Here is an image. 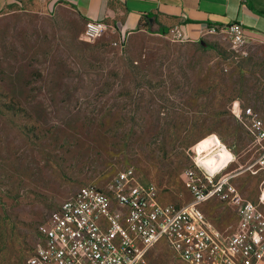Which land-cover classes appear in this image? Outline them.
Masks as SVG:
<instances>
[{
    "label": "rangeland",
    "instance_id": "374dc122",
    "mask_svg": "<svg viewBox=\"0 0 264 264\" xmlns=\"http://www.w3.org/2000/svg\"><path fill=\"white\" fill-rule=\"evenodd\" d=\"M177 31L86 40L81 19L48 0L0 12V264H25L53 209L127 168L162 203L189 202L182 171L202 143L230 151L215 170L214 147L203 159L213 172L232 160L233 182L264 211V174L244 170L257 145L236 116L250 106L264 121V41L233 47L220 32ZM227 210L203 212L222 228ZM145 261L186 264L164 241Z\"/></svg>",
    "mask_w": 264,
    "mask_h": 264
},
{
    "label": "built area",
    "instance_id": "2783aa9c",
    "mask_svg": "<svg viewBox=\"0 0 264 264\" xmlns=\"http://www.w3.org/2000/svg\"><path fill=\"white\" fill-rule=\"evenodd\" d=\"M108 30L113 29L106 22L88 19L83 35L91 40ZM206 32L225 34L233 47L247 42L237 21L209 25ZM236 116L257 145L244 170L264 174V121L250 106ZM197 149L182 171L189 202L160 203L155 183L139 180L131 168L121 170L104 187L81 186L53 209L38 226L26 264H147L146 253L161 241L186 264H264L260 204L233 182L238 168L210 171L203 162L208 149ZM212 198L235 209V231L217 230L207 220L200 206Z\"/></svg>",
    "mask_w": 264,
    "mask_h": 264
},
{
    "label": "crops",
    "instance_id": "0c3cea01",
    "mask_svg": "<svg viewBox=\"0 0 264 264\" xmlns=\"http://www.w3.org/2000/svg\"><path fill=\"white\" fill-rule=\"evenodd\" d=\"M48 1L56 8L73 12L83 23L88 19L104 21L113 29L112 32L122 37L140 31L156 33L160 29L168 31L171 28L178 29L185 36H192L209 25L220 27L237 21L243 26L246 43L264 41V0ZM11 3L12 0H0V12ZM231 162L232 160L221 170L226 171ZM158 201L162 203L159 194ZM215 202L222 203L228 209L231 220L222 228L213 227L220 231H235L238 215L232 206L212 198L202 203L200 208L207 211Z\"/></svg>",
    "mask_w": 264,
    "mask_h": 264
},
{
    "label": "bare ground",
    "instance_id": "6f19581e",
    "mask_svg": "<svg viewBox=\"0 0 264 264\" xmlns=\"http://www.w3.org/2000/svg\"><path fill=\"white\" fill-rule=\"evenodd\" d=\"M212 146L214 147V150L212 151V154L214 155V160L212 161V164L210 165L212 169H216L215 165H219V164H224L227 162V158L229 157V150L222 144L220 143H202V144H198V147L206 149L207 147ZM214 152V153H213ZM212 157V156H211ZM210 157V158H211ZM209 158V159H210ZM207 159V157L203 160L205 166L207 167V161L209 160ZM211 162V161H210ZM216 163V164H215ZM225 166V165H223ZM223 166L221 165V167L223 168ZM210 171H212L209 167H207ZM219 171V170H218ZM264 196V195H263Z\"/></svg>",
    "mask_w": 264,
    "mask_h": 264
},
{
    "label": "trees",
    "instance_id": "16d2710c",
    "mask_svg": "<svg viewBox=\"0 0 264 264\" xmlns=\"http://www.w3.org/2000/svg\"><path fill=\"white\" fill-rule=\"evenodd\" d=\"M156 33L164 35V34L167 33V31L164 30V29H160V31H157ZM150 182H151V181H150ZM25 261H26V260H25ZM25 264H26V262H25Z\"/></svg>",
    "mask_w": 264,
    "mask_h": 264
}]
</instances>
